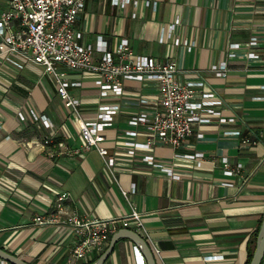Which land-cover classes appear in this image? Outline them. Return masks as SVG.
Masks as SVG:
<instances>
[{"label":"crops","instance_id":"obj_1","mask_svg":"<svg viewBox=\"0 0 264 264\" xmlns=\"http://www.w3.org/2000/svg\"><path fill=\"white\" fill-rule=\"evenodd\" d=\"M145 1L138 0L133 8L114 6L111 0H84L75 25L82 33L81 42L95 44L101 36L112 51L127 38L133 56L175 61L182 83L195 80L192 71L199 69L205 89L214 88L223 96V115L234 112L239 119L219 124L208 116L179 148L154 145L129 152L128 139L144 142L149 135L129 121L155 104L156 84L124 80L121 96L101 97L91 76L70 71L67 78L80 85L69 91L80 101L83 120H93L101 104L119 105L104 129L101 146L114 158L118 185L126 190L135 185L130 201L141 213L147 230L142 237L157 264H246L264 216V0H148L155 2L154 7ZM6 8L0 0V10ZM176 16L180 24L171 38L165 35L159 42L160 29L168 32ZM252 35L259 38L254 47L259 59L246 57ZM173 37L194 40L195 49L187 52L175 46ZM232 43L237 47L231 49ZM221 61L227 64L224 77L208 69ZM47 75L37 64L18 69L0 59V248L28 264H68L75 239L73 229L60 222L67 217L44 224L33 220L54 208L58 194L67 193L64 207L69 214L107 222L109 238L131 207L94 149L73 154L41 144L48 136L70 150L83 145L78 122L58 97L55 79ZM140 98H146L148 105L140 104ZM30 110L45 115L51 127L33 120ZM17 111L25 120L17 118ZM129 129L136 134L128 135ZM229 130L252 131L257 139L243 145L240 137L224 134ZM197 152L204 155L200 166L197 159L185 156ZM144 156H152L177 177L143 161ZM222 156L229 158L233 176L222 174ZM128 229L134 230V224ZM105 247L77 263L91 264ZM216 255L222 257L206 259ZM103 264H140L133 242L118 239Z\"/></svg>","mask_w":264,"mask_h":264},{"label":"built area","instance_id":"obj_2","mask_svg":"<svg viewBox=\"0 0 264 264\" xmlns=\"http://www.w3.org/2000/svg\"><path fill=\"white\" fill-rule=\"evenodd\" d=\"M3 1L7 8L0 10V59L18 69H23L26 63L37 64L43 68L45 73L51 74L57 84L56 93L63 102V106L70 109V116L78 122L79 135L83 141L81 148L72 150L66 148L62 142H54L48 136L42 138L41 144L51 146V148H63L65 152L73 154L82 150L94 149L117 185L114 158L109 155L107 148L101 146V143L104 140V129L111 124L119 110V105L101 104L93 120L81 119L80 101L69 91L71 87H77L80 83L69 80L68 72L91 76L101 97L109 94L121 96L124 80L152 81L156 84L158 95L155 104L149 111H141L132 116L129 121L133 127L142 126L149 135L144 142L128 139L127 142L132 145L129 152H134V148L149 149L154 145L179 148L193 135L194 126L200 124L208 116L216 117L219 124L233 123L239 119L234 112L228 116L223 115L226 104L223 96L214 88L205 89L207 83L199 69L192 71L196 77L195 80L182 83L177 79L181 70L175 61H159L148 55L133 56L127 38H121L112 51L107 49L106 42L101 36L96 37L95 44L82 43V33L75 28V25L83 11L84 0ZM111 4L120 7L131 5L136 8L138 0H111ZM145 5L154 7L155 2L147 0ZM135 16L136 13L132 12L131 17ZM179 24L180 18L176 16L169 24L168 32L165 33L164 27L160 29L158 41L163 42L165 35L171 38V32ZM172 41L175 46H183L187 52L195 49L196 44L192 39L173 37ZM258 41L259 38L256 35L249 38L247 46L250 50L246 54L248 59L259 57L254 50ZM235 47L237 45L234 43L230 45L231 49ZM208 69L215 76L224 77L227 64L221 61L218 64H211ZM253 99L261 100L263 97ZM139 103L148 105L149 102L146 98H140ZM29 114L33 120H39L43 127H51L45 115H37L34 110H30ZM16 116L21 121L26 118L21 111H17ZM127 134L134 136L135 129L127 130ZM224 134L240 137L243 145L254 144L257 139L252 131L242 134L239 130H229ZM49 154L54 156L55 151H50ZM185 156L197 159V166H200L204 159L202 152ZM142 160L177 177L171 169L155 162L152 156H144ZM220 162L224 176L235 174V169L231 167L227 156H222ZM240 167L241 163H237L236 169ZM118 187L121 195L131 207L128 216L117 220L119 227L129 228V225L133 223L137 233L141 236L147 235V230L141 220V213L130 201L131 195L136 191L135 185L132 184L128 190L119 185ZM66 198L67 193L58 194L54 208L48 213L36 215L33 220L40 224L52 223L65 215L67 218L60 222L73 229L75 239L67 263L78 264V261L105 247L109 239V228L107 222L103 220L81 218L76 213L69 214L64 207ZM134 250L138 263L143 264L145 262L143 257L135 247ZM154 251L155 254L159 253L156 248ZM221 257L222 255L207 256L206 259ZM0 264H6V261L0 259Z\"/></svg>","mask_w":264,"mask_h":264},{"label":"water","instance_id":"obj_3","mask_svg":"<svg viewBox=\"0 0 264 264\" xmlns=\"http://www.w3.org/2000/svg\"><path fill=\"white\" fill-rule=\"evenodd\" d=\"M120 238H128L133 242V246L143 257L145 264H157L152 250L146 240L136 231L128 228H119L109 238V242L103 252L91 264H103L113 250L114 243ZM264 257V216L260 223L255 247L248 264H260ZM0 259L10 264H28L20 258L6 252L0 248Z\"/></svg>","mask_w":264,"mask_h":264},{"label":"trees","instance_id":"obj_4","mask_svg":"<svg viewBox=\"0 0 264 264\" xmlns=\"http://www.w3.org/2000/svg\"><path fill=\"white\" fill-rule=\"evenodd\" d=\"M257 232H258V231H257ZM256 235H257V234H256ZM252 252H253V250L250 251V253H249V257H248V260H247L246 264L249 263V261H250V259H251V256H252Z\"/></svg>","mask_w":264,"mask_h":264},{"label":"rangeland","instance_id":"obj_5","mask_svg":"<svg viewBox=\"0 0 264 264\" xmlns=\"http://www.w3.org/2000/svg\"><path fill=\"white\" fill-rule=\"evenodd\" d=\"M40 68V67H39ZM41 69H43L42 67H41ZM53 76L51 75V74H49V75H47L45 78H52ZM53 80V79H52Z\"/></svg>","mask_w":264,"mask_h":264}]
</instances>
